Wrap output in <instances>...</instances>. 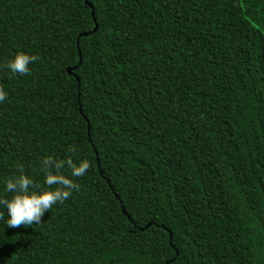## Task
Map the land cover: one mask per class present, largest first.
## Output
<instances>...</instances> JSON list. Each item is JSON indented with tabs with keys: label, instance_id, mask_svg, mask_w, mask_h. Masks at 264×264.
I'll list each match as a JSON object with an SVG mask.
<instances>
[{
	"label": "trees",
	"instance_id": "trees-1",
	"mask_svg": "<svg viewBox=\"0 0 264 264\" xmlns=\"http://www.w3.org/2000/svg\"><path fill=\"white\" fill-rule=\"evenodd\" d=\"M0 88V195L90 163L0 264H264V0H0Z\"/></svg>",
	"mask_w": 264,
	"mask_h": 264
},
{
	"label": "clouds",
	"instance_id": "clouds-1",
	"mask_svg": "<svg viewBox=\"0 0 264 264\" xmlns=\"http://www.w3.org/2000/svg\"><path fill=\"white\" fill-rule=\"evenodd\" d=\"M38 59L36 55L21 51L15 53L3 67L13 77L23 76L30 72L29 65ZM7 97L8 92L0 88V103L5 102ZM65 167L69 170L67 175L61 172ZM17 168L19 174L3 182V191L10 193V198L0 195V220L3 221V226L9 229L40 224L46 212L53 206L62 204L74 191L79 190L75 178L84 177L90 163L87 159L74 162L71 157L62 160L51 155L43 157L39 171L43 173L44 187L25 174L23 165H18Z\"/></svg>",
	"mask_w": 264,
	"mask_h": 264
},
{
	"label": "water",
	"instance_id": "water-1",
	"mask_svg": "<svg viewBox=\"0 0 264 264\" xmlns=\"http://www.w3.org/2000/svg\"><path fill=\"white\" fill-rule=\"evenodd\" d=\"M67 71H68L69 73H71V72H70V68H67Z\"/></svg>",
	"mask_w": 264,
	"mask_h": 264
}]
</instances>
